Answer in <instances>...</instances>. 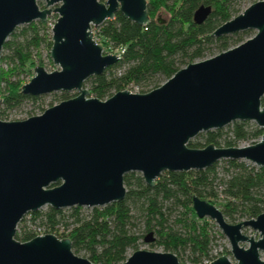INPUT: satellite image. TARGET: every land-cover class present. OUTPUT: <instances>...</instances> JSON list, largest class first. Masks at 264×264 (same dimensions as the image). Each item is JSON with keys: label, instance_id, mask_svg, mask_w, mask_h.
I'll return each instance as SVG.
<instances>
[{"label": "water", "instance_id": "95a60500", "mask_svg": "<svg viewBox=\"0 0 264 264\" xmlns=\"http://www.w3.org/2000/svg\"><path fill=\"white\" fill-rule=\"evenodd\" d=\"M115 12L138 26L149 22L146 0H0V53L16 28L44 23L56 14L48 57L57 69L46 72L34 65L33 76L17 88L19 93H76L37 116L0 121V264H91L72 252L67 238L45 234L16 241V226L44 206L62 210L120 202L127 173H138L152 188L163 172L202 171L221 160L264 168V134L247 146L187 147L198 134L233 122H253L264 129V0L210 34L254 31L250 38L186 65L148 92L123 90L98 100L87 97L83 83L118 59L102 54L90 30ZM210 12L209 6L200 5L192 22L202 24ZM191 209L196 219L213 222L228 243L233 262L222 255L209 264H264L259 257L260 252L264 255V211L232 224L213 204L192 195ZM244 229L258 237L243 235ZM152 241V233L143 238L144 243ZM121 264L179 263L168 252L136 250Z\"/></svg>", "mask_w": 264, "mask_h": 264}, {"label": "trees", "instance_id": "16d2710c", "mask_svg": "<svg viewBox=\"0 0 264 264\" xmlns=\"http://www.w3.org/2000/svg\"><path fill=\"white\" fill-rule=\"evenodd\" d=\"M229 2L146 0L149 22L145 26L131 23L115 12L111 20L96 27V36L101 44L122 48L123 52L113 66L83 83L87 96L105 100L111 92L123 91L128 85L139 88L156 79L166 81L177 70L201 59L205 47L212 41L210 34L231 18ZM200 5L209 6L211 12L202 24L195 25L192 14ZM160 12L167 16L161 23L160 19H155ZM46 30L44 23L32 22L16 28L3 43L1 51H9L10 56H0V64L6 58L17 63L14 70H0V105L4 109L37 100V97L21 95L20 89L17 90L19 82L12 81L10 76L24 70L31 51H36L41 44L50 49V34ZM227 40L217 38L220 52L228 49ZM239 42L238 39L235 44ZM154 87H158L157 83ZM145 92L140 89V93ZM261 104L264 105V96ZM260 134H264V129L249 126L247 122H233L228 134L222 129L200 133V141L189 140L187 147L200 149L211 144L227 148L247 141L254 144ZM122 182L126 190L123 200L90 208L87 214L78 207L66 209L68 214L64 209L49 207L43 213H27L17 224L14 239L22 243L33 238L31 226H45L50 234L61 227L59 235L54 233L57 238H67L75 252L83 250L91 264H121L126 259V250L134 247L138 240L129 229L134 217L139 216L146 234L152 233V238L153 233L157 236L151 246L159 245L164 252L173 254L179 264H182L179 255L187 252L190 262L196 264L209 254L212 225L206 219H196L191 209V195L217 207L228 223L234 221L235 216L255 219L264 211V168L244 161L221 160L202 171L163 172L152 188L134 173L123 175ZM167 203L181 210L175 222L182 232L166 229Z\"/></svg>", "mask_w": 264, "mask_h": 264}, {"label": "rangeland", "instance_id": "374dc122", "mask_svg": "<svg viewBox=\"0 0 264 264\" xmlns=\"http://www.w3.org/2000/svg\"><path fill=\"white\" fill-rule=\"evenodd\" d=\"M99 2H104L98 0ZM260 1V0H230L228 6H229V13L232 19L236 15L240 14L243 12L244 9H246L249 5L252 3ZM43 2L38 4L39 9L43 8ZM56 5L51 6L50 8H54ZM167 18V16L164 13H158L155 16V19H160L164 21ZM56 19V14L51 13L48 17H46V20L44 22L47 30L45 31L46 33L50 34V25H53ZM218 27V26H217ZM20 28V27H19ZM91 33L93 40L101 46L102 50H108V47L110 44H101L100 40L96 36V28L91 27ZM254 34V31H243L231 35H225V36H220V37H214L211 36L212 41L210 42L209 45H207L202 53V58L195 60L201 61L203 59L210 58L214 55H217L219 51V44L220 42L217 41V38H228L227 44H228V49L234 47L235 42L239 39L240 42L245 41L246 39L250 38ZM49 49L46 47V45L43 43L39 46V48L36 51H31L30 53V61L26 63V66L24 67L23 71H19L18 73H15V75L11 77L12 81H18L19 86L21 87L22 85L26 84L31 77L33 76V69L34 65L35 66H41L44 71L46 72H51L53 70H56L57 68L52 65L49 57H48ZM0 55H7L10 56L9 51H1ZM17 63L16 61H11L9 58H6L5 62L3 64H0V70L2 69L3 72H7V70L12 69L14 70L15 66ZM40 64V65H39ZM163 79H156V81H149L147 84L140 86L137 89H142L146 92L154 89V84L157 83V85H161L163 83ZM131 85L126 86L124 89L131 91V93H134L133 89L130 88ZM84 88V87H83ZM86 89V88H84ZM113 94V92H111ZM64 94V95H63ZM75 92H68V93H62V92H56V93H50L47 95L39 96L37 97V100L35 101H24L20 106L13 108V109H4L3 106L0 105V121H5V122H12V121H22L25 120L29 117L32 116H37L41 114L45 109L51 107L52 105H56L60 101L70 99L75 96ZM88 97V96H87ZM249 126H255L253 122H247ZM231 124L225 126L222 128V131L226 134H228V129L230 128ZM192 141H200L199 134L195 136ZM253 141H247V142H240L238 143V146H247L251 145ZM138 174V173H134ZM139 175V174H138ZM167 208H169L167 211H165V215L167 218L166 222V229H171L172 231H180L181 227L175 222L176 219L179 217V213L181 210L179 208H175L174 205H171L170 203L166 204ZM47 206H44L39 209L41 213L46 211ZM90 208H83L82 212L83 214H87L89 212ZM65 214H68V211L64 209ZM28 218V217H27ZM26 218V219H27ZM208 220V219H206ZM243 220H246L245 218H239L238 216H235V220L231 221L230 223H239ZM209 221V220H208ZM230 221V220H229ZM28 223V222H27ZM26 223V224H27ZM209 223L212 225L211 228V236H212V241L210 245V250L209 253L211 255H216V257L224 255L230 262L232 261V258L229 254V247L226 239L222 236L220 233L219 229L213 224V222L209 221ZM130 233H132L134 236L138 237V240L135 243L134 247H130L126 250V257H128L131 253H133L136 250H146V251H151V252H159V253H164L162 248L159 245H153L151 246L152 243L157 239V236L153 233V241L151 243H144L143 242V237L146 235V231H144V225L142 220L140 219L139 216H135L133 220V224L130 227ZM243 235L250 237L252 234V238L256 239L257 233L249 230V229H244L241 231ZM72 252L81 258L87 259V255L83 250H79L78 252H75L72 250ZM260 259H264V255L260 252L259 253ZM179 261L182 262V264H192L189 259V255L187 252L182 253V255H179L178 257ZM178 261V260H177Z\"/></svg>", "mask_w": 264, "mask_h": 264}, {"label": "built area", "instance_id": "2783aa9c", "mask_svg": "<svg viewBox=\"0 0 264 264\" xmlns=\"http://www.w3.org/2000/svg\"><path fill=\"white\" fill-rule=\"evenodd\" d=\"M50 29L52 27V25L49 26ZM49 29V30H50ZM123 52V49L122 48H112L111 46L108 47V50H102V54L103 55H113L115 56L117 59L120 58V55L122 54ZM131 89H133L134 93H140V90L137 89L136 86H132L130 87ZM125 90V89H124ZM127 91V90H125ZM128 92L131 93V91L128 90ZM31 230V233H32V237H35V236H42V235H45V234H50L49 233V230L47 227L45 226H31L29 228ZM55 232H57V235H59L61 232H62V228L61 227H56L53 231V236H55L57 238V235L54 234ZM59 239V238H57ZM217 257L216 255H211L210 253L208 254L207 257L203 258L200 262L196 263V264H209L210 262H212L213 260H215Z\"/></svg>", "mask_w": 264, "mask_h": 264}, {"label": "flooded vegetation", "instance_id": "af4514ba", "mask_svg": "<svg viewBox=\"0 0 264 264\" xmlns=\"http://www.w3.org/2000/svg\"><path fill=\"white\" fill-rule=\"evenodd\" d=\"M39 3H41V1H40V2H38L37 4H39Z\"/></svg>", "mask_w": 264, "mask_h": 264}]
</instances>
